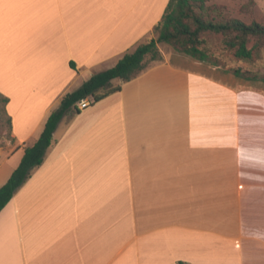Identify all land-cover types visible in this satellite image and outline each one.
Returning a JSON list of instances; mask_svg holds the SVG:
<instances>
[{
  "label": "crops",
  "instance_id": "1",
  "mask_svg": "<svg viewBox=\"0 0 264 264\" xmlns=\"http://www.w3.org/2000/svg\"><path fill=\"white\" fill-rule=\"evenodd\" d=\"M53 2L54 16L40 8L44 17L16 21L18 55L0 60V87L17 86L3 92L16 145L0 153V186L72 74L115 64L168 0H131L126 16L100 0ZM178 58L114 80L120 90L65 114L0 211V264H264V90ZM33 109L35 121L16 118Z\"/></svg>",
  "mask_w": 264,
  "mask_h": 264
},
{
  "label": "trees",
  "instance_id": "2",
  "mask_svg": "<svg viewBox=\"0 0 264 264\" xmlns=\"http://www.w3.org/2000/svg\"><path fill=\"white\" fill-rule=\"evenodd\" d=\"M211 0H168L164 12L152 31L155 37L138 43L132 50H128L109 68L94 73L73 91L64 93L59 105L48 115L43 129L32 145L23 146V153L17 166L9 178L0 186V211L9 202L17 190L29 179L33 170L41 165L49 149L53 133L62 117L69 113H79L78 103L87 96L93 101L106 97L118 90L119 84L114 80L126 82L148 67L149 61L161 59L158 44L170 45L175 51L186 54L199 61H209L217 65L216 57L209 53L205 39V32L219 34L226 49L231 50L239 59H250L253 47H248L250 41L254 45H264V23L258 21L244 22L235 17L225 15V8ZM70 67L75 68L70 61ZM232 73L245 80L264 81V72L252 73L241 68H234ZM4 103L6 97H2ZM11 125V119L7 116ZM177 264H187L178 261Z\"/></svg>",
  "mask_w": 264,
  "mask_h": 264
},
{
  "label": "rangeland",
  "instance_id": "3",
  "mask_svg": "<svg viewBox=\"0 0 264 264\" xmlns=\"http://www.w3.org/2000/svg\"><path fill=\"white\" fill-rule=\"evenodd\" d=\"M40 1L43 2L39 3ZM100 1L104 5L113 9L112 11H118L120 13V16H123L124 11L126 12L124 16L127 15V11L129 10L128 4L129 2H131V0H100ZM110 2L112 3L111 5ZM210 3H216L218 5L223 6L225 8V15L228 17L229 16L235 17L243 20L246 23H249L253 20L258 21L260 23H264V0H211ZM55 7H56V2H53V0H0V60L5 57L6 58L5 60L9 62L10 59L15 58L14 57L15 55H18L19 47L17 49L16 46L14 45V42H11L10 40V37L14 34V30H16L20 26L16 23V21L20 22V18H21L23 22L31 23L33 21L34 16L36 15H39V17H44L45 14H41L42 10H39L40 8H44L45 10H47L49 15H52L55 12ZM54 15L55 14H53V16ZM115 16H117V14ZM4 31L5 33L9 32V35H5ZM152 37H155V33H153V31H151L149 35L143 39L142 42L147 41ZM202 37L206 41L205 46L207 47L209 53H211L214 57H216L217 65H213L209 61L195 60L186 54H182L180 52L175 51L168 44L160 43L158 44V47L160 49L162 57L158 61H149L148 67L153 64L159 63L161 61H169L174 63L175 61L177 62L178 60H181L178 58L180 57L187 59L188 63L191 61L199 62L200 64H202V68L204 70L213 71V74L215 76L227 78L230 79L231 81L235 80L236 82L243 84L246 87H251V88L257 87L264 90V81L257 80L254 82L251 80H245L241 77L234 76L232 73V70L238 67L252 73L254 72L263 73L264 72L263 44H258L256 46L254 45L253 40L248 42L247 46L253 47L252 57L250 59H239L233 55V52L231 50L226 49V47L222 43L221 35L205 32L202 35ZM133 48L134 47L130 48L129 51L132 50ZM188 63L184 61L181 64H188ZM113 64H114V59H108L106 61H103L101 64L97 66L83 67V70L79 75H76V73L72 74L69 80L71 83L67 88V92L73 91L74 89L79 87L83 81L87 80L94 73L109 68ZM7 66L11 67L10 65ZM26 66H28V64H26ZM1 68L2 65L0 64V69ZM7 71H9V69H7ZM12 71L13 69L9 72ZM4 72H6V70H4ZM29 72H30L29 69L25 71V76L22 77L23 78L22 82H25L27 80L30 81V79H27V77L30 75ZM6 86L8 89L12 91L0 87V90H2V94L0 93V153L2 152L3 155L6 154L5 152L8 153L16 145V143L12 138L11 125L6 120L8 116L7 115L8 111L7 109H6L7 112L5 111V104H7L8 100L6 103H4L2 97H6V95H4L3 92L13 93L14 89H16L17 86H14V82L11 81L9 84H6ZM23 90L25 97L33 98L36 96V93H30L29 96H27V92H28L27 89H23ZM93 103L94 101H92V103L88 108L92 107ZM58 105L59 103L56 104L55 107H53L49 111L48 115ZM84 110L85 109H82L81 113H83ZM20 112H25L23 114V118L29 116L33 121H35L38 117V113L40 112V110L33 109L26 111H18L16 118H18ZM74 114L76 115L77 113ZM65 119L66 118L64 115L57 124V127L53 135L54 138L55 137L57 138L58 135L65 128Z\"/></svg>",
  "mask_w": 264,
  "mask_h": 264
},
{
  "label": "built area",
  "instance_id": "4",
  "mask_svg": "<svg viewBox=\"0 0 264 264\" xmlns=\"http://www.w3.org/2000/svg\"><path fill=\"white\" fill-rule=\"evenodd\" d=\"M93 101V97L92 96H87L85 98H83L79 103H78V108L79 109H84L87 106H89Z\"/></svg>",
  "mask_w": 264,
  "mask_h": 264
}]
</instances>
